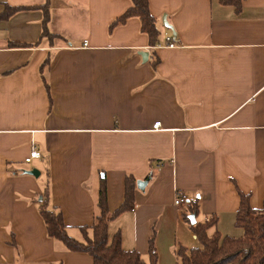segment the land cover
<instances>
[{
  "label": "crops",
  "instance_id": "0c3cea01",
  "mask_svg": "<svg viewBox=\"0 0 264 264\" xmlns=\"http://www.w3.org/2000/svg\"><path fill=\"white\" fill-rule=\"evenodd\" d=\"M44 1L0 0V13ZM130 5L49 0L48 29L60 37L33 47L7 42L38 41L40 9L0 19V264H92L47 235L38 204L45 189L81 240L79 227L99 213L101 178L113 211L126 175L137 182L151 174L109 225L146 264L152 235L156 264H180L176 249L194 247L181 218L190 200L199 206L195 222L214 215L209 232L233 237L242 235L239 192L262 206L264 0H243L239 12L219 0H148L160 43L173 36L174 47L149 46L136 17L109 30ZM32 145L40 157L25 162Z\"/></svg>",
  "mask_w": 264,
  "mask_h": 264
},
{
  "label": "trees",
  "instance_id": "16d2710c",
  "mask_svg": "<svg viewBox=\"0 0 264 264\" xmlns=\"http://www.w3.org/2000/svg\"><path fill=\"white\" fill-rule=\"evenodd\" d=\"M130 1L131 5L110 23L109 30L125 23L131 17H136L140 22V31L147 37L148 45L155 47L161 44L157 20L149 11L148 0ZM219 1L222 5L233 7L237 12L241 10L243 2V0ZM28 9L42 11L41 32L38 41L34 43L8 41V46L33 47L37 46L44 37L50 40L60 37L48 29L49 0H45L40 5H5L4 10L0 13V19H8L17 11ZM170 39L173 40V36H170ZM47 61L42 64V68ZM44 85L49 94L48 84L44 82ZM150 175L146 177V180ZM135 188V177L126 175L123 202L115 210L110 211L107 205L106 180L101 178L97 200L99 213L94 217L90 226L79 227L82 234L81 240L68 234L61 211L50 205L49 192L45 189L37 199L39 213L47 235L60 241L69 251L88 254L92 258V264H146L136 250L122 248L119 232H115L112 236L109 234L110 222L135 205ZM198 213L197 200H190L185 211L181 213V218L188 223L199 245L190 248L179 246L176 249V256L180 264H264V196L262 206L253 208L249 203V195L239 192V206L235 212L234 221L235 225L242 229V235L239 237L222 235L217 230L210 233L209 230L215 227L217 221L214 215L202 222L191 224L188 216L190 214L196 216ZM157 258L154 236L152 235L148 240L149 264H156Z\"/></svg>",
  "mask_w": 264,
  "mask_h": 264
},
{
  "label": "built area",
  "instance_id": "2783aa9c",
  "mask_svg": "<svg viewBox=\"0 0 264 264\" xmlns=\"http://www.w3.org/2000/svg\"><path fill=\"white\" fill-rule=\"evenodd\" d=\"M167 46V47H174L175 44L172 42L170 37L166 36L164 39V44H158L157 46ZM154 129L160 128V122H155L153 124ZM40 157L39 151L36 149L34 145L31 146L29 155L24 159L25 162H30L33 158ZM183 203H185V197L182 193L176 192L175 198H174V204L176 206H181Z\"/></svg>",
  "mask_w": 264,
  "mask_h": 264
},
{
  "label": "water",
  "instance_id": "95a60500",
  "mask_svg": "<svg viewBox=\"0 0 264 264\" xmlns=\"http://www.w3.org/2000/svg\"><path fill=\"white\" fill-rule=\"evenodd\" d=\"M162 24H163V26H164L165 28H168V29L172 30V26H170V24H168L165 15L162 16ZM172 32H173V34H174V31H173V30H172ZM141 55H142L143 58H144V57L147 55V52H142ZM27 173L32 174V175H35V176L38 175V171H37L36 169L29 170V171H27ZM145 184H146V180H138V181L136 182V186H137L139 189H143L144 186H145ZM188 218H189L191 224H194V223H195V216H194L193 214H190V215L188 216Z\"/></svg>",
  "mask_w": 264,
  "mask_h": 264
},
{
  "label": "rangeland",
  "instance_id": "374dc122",
  "mask_svg": "<svg viewBox=\"0 0 264 264\" xmlns=\"http://www.w3.org/2000/svg\"><path fill=\"white\" fill-rule=\"evenodd\" d=\"M70 233H72V232H70ZM69 233V234H70ZM71 235V234H70ZM199 245V243L196 241L194 244H193V246H198ZM190 247H192V246H190ZM190 247H187V248H190Z\"/></svg>",
  "mask_w": 264,
  "mask_h": 264
}]
</instances>
